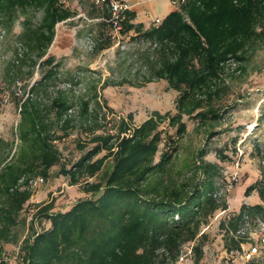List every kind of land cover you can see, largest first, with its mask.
<instances>
[{"label":"rangeland","instance_id":"374dc122","mask_svg":"<svg viewBox=\"0 0 264 264\" xmlns=\"http://www.w3.org/2000/svg\"><path fill=\"white\" fill-rule=\"evenodd\" d=\"M168 1L170 13L177 7ZM65 2L73 15L55 23L49 43L45 0L0 1V167L16 171L32 162L31 172L16 181L31 194L12 228L13 240L0 241V264H24L22 240L49 224L43 219L32 222L38 205L65 210L80 198L96 197L83 190L85 183L110 173L120 141L134 139L136 129L150 117L158 119L159 137L146 165L160 163L162 152L169 158L162 169L147 173L143 189L168 184L186 192L196 186L203 191L210 182L207 192L219 203L209 217L199 218V264H245L241 255L253 248L254 259L264 264V200L258 193L259 187L264 192V4L248 38L227 42L224 56L212 66L190 56L186 63L198 80L176 87L164 69L179 58L178 43L147 36L144 31L151 23L128 31L122 23L116 30L93 15L98 7L90 0ZM56 101L67 109L61 111ZM35 107L39 119L31 113ZM177 114L180 120L170 122ZM179 123L185 126L182 133L177 132ZM96 135L108 137L92 157H103L102 168L91 177L79 174L73 182L66 171H74L75 161L98 143L91 141ZM37 136L47 137L59 156L46 175L40 172ZM36 176L44 181L34 184ZM249 185L259 187L245 194ZM155 195L154 190L147 196ZM241 206V231H227L221 223Z\"/></svg>","mask_w":264,"mask_h":264},{"label":"trees","instance_id":"16d2710c","mask_svg":"<svg viewBox=\"0 0 264 264\" xmlns=\"http://www.w3.org/2000/svg\"><path fill=\"white\" fill-rule=\"evenodd\" d=\"M45 1L50 6L49 9L46 7L50 43L55 23L71 17L73 11L59 0ZM262 4L264 0H186L181 9L172 10L159 27H149L144 33L178 43L179 58L166 64L164 72L173 86L177 87L181 82L192 85L198 78L190 73L186 60L190 56L201 57L212 66V62L224 56L227 42L250 36L252 21ZM95 7L99 9H95L97 13L93 15L104 20L110 18L111 12L106 7ZM183 13L189 16L190 23L184 22ZM133 17L134 13L129 10L122 22L124 30L133 27L141 30L143 25L132 22ZM100 23L104 24V21ZM56 104L61 111L67 109L64 102L56 101ZM31 113L35 119L41 117L37 107ZM169 119L174 123L180 120V115ZM157 125L158 119L150 117L136 129L134 139L120 141L110 173L100 180L87 181L83 187L85 192L96 197L80 198L65 210L54 211L50 203L38 205L32 214V222L43 219L49 224L40 229H33L31 225L33 230L20 246L24 264H173L183 245L191 241L194 242L193 264H199L203 255L202 243H195L201 223L199 218L209 217L219 203L207 192L212 186L210 182L204 184L203 191L196 186L193 191L186 192L168 184L159 189H143L141 182L147 173L162 169L164 160L169 158L162 152L160 163L146 165L148 155L155 150L158 141ZM37 127L34 123L33 128ZM184 130L185 126L179 123L177 132ZM39 136L38 162L42 168L40 172L46 175L48 168L59 161V156L47 137ZM145 136L150 137L143 139ZM91 141L98 143L75 161L74 171H66L71 173L73 182L78 180L79 174L91 177L102 168L103 157L94 160L92 157L107 145L108 137L96 135ZM31 164L16 168V171L5 165L0 167V241L13 240L12 228L31 194L27 189H19L16 181L21 174L31 172ZM258 187L249 185L245 194ZM149 190H155L157 196H147L148 192L152 193ZM258 193L264 200L260 187ZM244 209L241 206L237 214L221 226L227 231L236 230L244 220ZM245 264L260 262L253 257Z\"/></svg>","mask_w":264,"mask_h":264},{"label":"built area","instance_id":"2783aa9c","mask_svg":"<svg viewBox=\"0 0 264 264\" xmlns=\"http://www.w3.org/2000/svg\"><path fill=\"white\" fill-rule=\"evenodd\" d=\"M93 5L100 6V7H106L110 12L111 16L108 19H105L107 22H111L114 25V28L116 30L120 29V25L122 22L127 18V12L129 11L130 5L122 0H90ZM60 3L63 4V6L66 5L65 0H59ZM171 2L176 5L177 9H181L182 5L186 2V0H171ZM162 19L160 17H154L151 20L152 27H159L162 23ZM44 181L43 176H36L33 179L34 184H41ZM241 230L236 229L234 232L238 234ZM264 241V237L262 238ZM194 245V242H187L183 245L181 252L175 262L173 264L182 263L188 259H190L193 256L192 247ZM255 248L252 249V251L244 252L242 258L245 259V261L253 258L254 254L253 251Z\"/></svg>","mask_w":264,"mask_h":264},{"label":"crops","instance_id":"0c3cea01","mask_svg":"<svg viewBox=\"0 0 264 264\" xmlns=\"http://www.w3.org/2000/svg\"><path fill=\"white\" fill-rule=\"evenodd\" d=\"M122 1L128 3L130 5L129 10L134 13L132 22L141 23L146 27L151 23V20L154 17H164L166 14L169 13V9H170V4L168 0H122ZM67 36L68 35L65 36L66 42H68L69 39ZM188 260L191 261V258ZM186 261L177 264H193V261L191 262H186Z\"/></svg>","mask_w":264,"mask_h":264}]
</instances>
